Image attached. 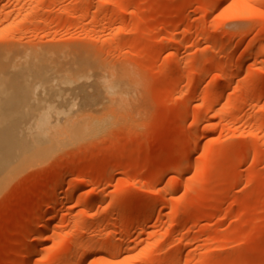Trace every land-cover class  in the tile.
<instances>
[{
	"label": "rangeland",
	"instance_id": "1",
	"mask_svg": "<svg viewBox=\"0 0 264 264\" xmlns=\"http://www.w3.org/2000/svg\"><path fill=\"white\" fill-rule=\"evenodd\" d=\"M0 56L1 118L87 125L4 165L0 264H264V0H0Z\"/></svg>",
	"mask_w": 264,
	"mask_h": 264
},
{
	"label": "bare ground",
	"instance_id": "2",
	"mask_svg": "<svg viewBox=\"0 0 264 264\" xmlns=\"http://www.w3.org/2000/svg\"><path fill=\"white\" fill-rule=\"evenodd\" d=\"M218 2H224L225 0H217ZM105 9V7H104ZM138 23L136 24H140L141 21H137ZM238 44V43H236ZM235 44V45H236ZM176 57V55H175ZM176 62V61H175ZM3 66V61H2V58L0 56V67ZM177 66H179V62H176V68H178ZM207 73L210 72V70H207L206 71ZM205 72V73H206ZM207 75V74H206ZM256 77V76H255ZM225 81L226 78H225ZM223 82V81H222ZM27 86L25 87V90H26V93H30L31 91V87L26 84ZM180 85V84H179ZM110 86V85H109ZM109 86L107 87V89L109 88ZM112 86V84H111ZM193 86V85H192ZM177 88V87H176ZM111 89V87H110ZM174 89V87H173ZM109 92L111 91H114V88L113 90H108ZM211 91V90H210ZM216 91V90H215ZM110 92V94H111ZM210 93V92H209ZM213 93H214V90H213ZM114 94V92L112 93ZM216 94V93H215ZM83 95H85L83 97L84 101H87L88 100V96H90L89 94H87V92L84 93L83 91ZM211 96H209V102L211 103V97H213L214 99H217L215 98L217 96L214 95V94H210ZM214 95V96H213ZM188 98V97H187ZM214 99H212V103L216 102ZM213 106V104H211ZM75 106V105H74ZM60 113H64L66 114L65 112H59ZM178 120V119H177ZM177 120H175V122H177ZM179 121V120H178ZM180 122V121H179ZM178 122V123H179ZM177 123V124H178ZM194 123V122H193ZM190 126V125H189ZM188 126V128H189ZM195 125L191 124V127ZM193 127V128H194ZM193 128H191V130H194ZM85 129H87V125H86V122H83L81 120H73L72 118H68L67 116H61V117H56V118H53L47 111L45 112H42L41 115H38V116H33L32 118H28V119H24V118H20V119H17V118H12V119H7V118H1L0 117V174H1V171L4 167V165L7 166H11L12 164H14V162H12L13 160L16 159V162H20V161H25L26 163H33V161H36V159L40 158L44 153H46L47 151H49L51 149V146L53 144H55L56 142H61V141H65V140H76L77 138H80L82 135H83V132L85 131ZM78 130H81V132H78ZM84 130V131H83ZM83 131V132H82ZM192 132V131H191ZM70 142V141H69ZM12 162V163H11ZM108 170V169H106ZM185 170V169H184ZM110 172V171H109ZM107 172V173H109ZM70 174V173H69ZM67 172H65V174L63 175L67 177ZM66 177L62 178L59 180L58 184L56 185V190H60L62 189L63 185H64V181L65 179H67ZM82 182V181H81ZM83 183V182H82ZM160 191V190H159ZM159 191L157 190V192L159 193ZM57 193V191H56ZM59 194V192H58ZM57 195V194H56ZM59 196V195H58ZM70 196V195H69ZM89 197V196H88ZM94 197H96V195H94ZM86 199H81V203H82V200H83V204L87 205L89 203H91V196L89 198L85 197ZM97 198V197H96ZM96 198L95 200H92V201H96ZM100 198V197H99ZM60 200H63L65 202L67 201H70L71 199H73L71 196L70 197H65V198H59ZM75 199V198H74ZM102 200V197L100 198ZM99 199V200H100ZM124 199V198H123ZM129 199V198H128ZM126 199V200H128ZM56 200V198H55ZM58 200V199H57ZM98 200V199H97ZM98 200V201H99ZM125 200V201H126ZM97 201V202H98ZM117 201V200H116ZM129 201V200H128ZM131 201V199H130ZM142 201V200H141ZM140 201V203H142ZM56 202V201H54ZM61 202V201H60ZM72 202V201H70ZM100 202V201H99ZM133 202V201H132ZM59 203V202H58ZM63 203V202H62ZM144 203V201H143ZM152 204V202H150ZM164 203V202H163ZM55 203H53L52 205H54ZM61 204V203H60ZM82 205V204H81ZM154 205H156V203L153 204L152 207H154ZM55 207V206H54ZM84 207V206H83ZM83 209V208H82ZM82 211V210H81ZM84 211V210H83ZM45 214H46V211H44ZM41 213V212H40ZM40 215V214H39ZM40 218V217H39ZM139 220V219H138ZM138 220H134L135 223H138L141 221H138ZM134 223V224H135ZM52 224V223H51ZM50 223L45 222L43 221V223L36 229L34 230L33 228V233H36V235L40 238V240L43 239V242L44 240L48 239L45 238V233L48 231V229L50 228V226H52ZM122 224V223H121ZM144 224V222L142 223L141 222V225ZM140 225V223H139ZM53 227V226H52ZM32 229H28V231H30V233L32 234L31 230ZM51 229V228H50ZM122 230V229H121ZM120 230V231H121ZM119 231V232H120ZM125 231V230H123ZM122 231V233H123ZM128 229L126 228V231L127 232ZM29 233V232H28ZM27 233V234H28ZM112 233V232H111ZM117 233V232H116ZM25 234V235H27ZM30 234V235H31ZM114 234V232L112 233V235ZM126 234V233H125ZM109 235H110V232H109ZM29 236V234H28ZM57 237V235H56ZM61 237V236H58V238ZM25 238H27V236H25ZM35 238V237H34ZM62 238V237H61ZM61 238H59L61 240ZM83 237H78V239L76 240V242L79 244H81ZM53 239H55L53 237ZM76 239V238H75ZM30 240V239H29ZM35 240V239H34ZM27 241V240H26ZM24 241V243L26 242ZM55 241V240H54ZM57 241V240H56ZM107 241V240H105ZM103 242L101 243V245L103 244L102 247H107V246H113L111 245L112 243L107 241V242ZM116 242V241H115ZM58 243V242H57ZM77 243H74L73 245L75 246V244ZM118 243H121L120 241ZM123 243V242H122ZM122 243L120 245H122ZM42 243L39 242L38 240L37 241H29V242H26L25 244H23L22 246V250L21 251V254L19 256V259L16 260L17 263L15 264H27L29 259L33 257V255H35L38 250L40 249L39 246L41 245ZM124 244V243H123ZM95 245V244H94ZM94 245H90L89 247L93 248ZM101 245L99 246V248L101 247ZM78 246V245H77ZM93 246V247H92ZM123 246V245H122ZM72 247V245H71ZM71 247H70V250H71ZM116 247V245H115ZM118 247V245H117ZM73 248V247H72ZM95 250L97 248H94ZM116 249V248H115ZM120 249V247H119ZM122 249V248H121ZM70 250H69V253H70ZM73 250V249H72ZM71 250V252H72ZM103 250V249H102ZM107 250V249H106ZM118 250V248H117ZM41 251V250H40ZM83 251H87L86 249L83 250ZM91 251V249H90ZM89 251V252H90ZM94 251V250H93ZM92 251V252H93ZM101 251V250H100ZM122 252V250H121ZM118 251V253H121ZM95 253V252H94ZM93 254V253H91ZM115 254V251L113 253V255ZM70 255H73V252L70 254ZM116 255L115 257H118L119 254H117L116 252ZM179 255V254H178ZM177 254L175 256H178ZM69 256V255H68ZM70 258V257H68ZM72 258V256H71ZM70 258V259H71ZM88 258L87 257V253L84 252L82 254H80L77 258V264H81L83 263V261ZM67 260V261H70ZM115 259V258H114ZM65 260V261H66ZM102 260V259H101ZM105 260V259H104ZM102 261V263H106L105 261H108V264H109V260H105V261ZM175 260H177L175 258ZM174 260V262H175ZM120 261V260H119ZM124 261V260H122ZM128 261L126 260V263ZM72 263V262H71ZM101 263V264H102ZM111 263V262H110ZM119 264H124L123 262H118ZM117 262H115V264H118ZM125 263V264H126ZM69 264V263H68ZM131 264V262H130Z\"/></svg>",
	"mask_w": 264,
	"mask_h": 264
}]
</instances>
